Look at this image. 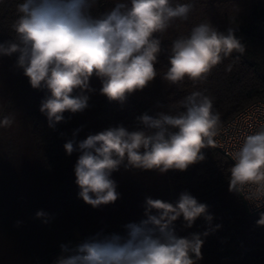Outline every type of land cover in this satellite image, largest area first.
I'll return each instance as SVG.
<instances>
[{
	"label": "clouds",
	"instance_id": "1",
	"mask_svg": "<svg viewBox=\"0 0 264 264\" xmlns=\"http://www.w3.org/2000/svg\"><path fill=\"white\" fill-rule=\"evenodd\" d=\"M98 0H22L15 5L12 38L0 42V57L16 56L33 89H46L39 111L55 128L65 122V113H83L93 93L90 80L100 81L99 93L110 102L123 104L128 96L142 91L157 76L177 87L185 81L193 88L203 84L225 59H239L246 46L234 28L220 31L210 21L195 25L168 47L166 71L156 68L162 52V35L179 19L186 21L193 4L173 0H114L105 12H97ZM232 65L227 66L231 70ZM138 126H110L77 141V133L64 145L68 156L79 153L74 165L78 193L93 208L120 198L112 174L126 171H186L205 160L203 149L214 147L222 121L214 111L213 98L193 90L167 110L137 117ZM13 115L0 119V128H11ZM227 170L229 192L241 195L255 208L264 207V126L244 137L230 153ZM144 219L128 223L124 234L102 231L70 245L61 244L53 264H198L203 259L204 237L212 227L208 205L189 192L173 204L146 197ZM203 217L208 230L181 237L175 222L183 219L191 228ZM35 218L49 223L43 210ZM21 222L18 221L17 225ZM264 226V212L256 221Z\"/></svg>",
	"mask_w": 264,
	"mask_h": 264
},
{
	"label": "trees",
	"instance_id": "2",
	"mask_svg": "<svg viewBox=\"0 0 264 264\" xmlns=\"http://www.w3.org/2000/svg\"><path fill=\"white\" fill-rule=\"evenodd\" d=\"M22 0H0V42L12 38L11 23L15 5ZM193 4L186 21L179 19L162 35V52L156 68L160 75L168 64V47L181 35L203 21L220 31L234 28L246 46L237 60L225 59L208 79L193 88L191 82L179 87L160 76L127 100L110 102L99 93L100 81L93 77L95 89L83 113H65V122L55 128L39 111L46 89H33L23 70L15 66L16 56L0 57V119L13 115L11 128H0V264H53L61 244H76L98 232L124 234L128 223L144 219L146 197L175 204L187 191L208 205L212 227H221L204 237L203 259L198 264H264V226H257L261 212L249 214L238 194L229 192L227 170L232 165L215 147L203 149L205 160L186 171L131 170L123 167L112 174L120 198L98 208L86 204L78 193L74 165L79 153L68 156L63 145L73 138L85 139L110 126H138L137 117L154 114L179 101L193 90L205 91L213 98L214 111L224 123L246 105L264 99V0H173ZM114 0H98L97 12H105ZM231 64V70L227 66ZM43 210L49 223L35 218ZM21 223L17 225V222ZM203 217L191 228L183 219L175 222L181 237L208 230Z\"/></svg>",
	"mask_w": 264,
	"mask_h": 264
},
{
	"label": "built area",
	"instance_id": "3",
	"mask_svg": "<svg viewBox=\"0 0 264 264\" xmlns=\"http://www.w3.org/2000/svg\"><path fill=\"white\" fill-rule=\"evenodd\" d=\"M262 126H264V99H258L222 123L220 134L215 138L214 147L233 163L230 153L239 148L246 135L254 133ZM239 197L249 214L264 211V207L257 209L241 195Z\"/></svg>",
	"mask_w": 264,
	"mask_h": 264
}]
</instances>
